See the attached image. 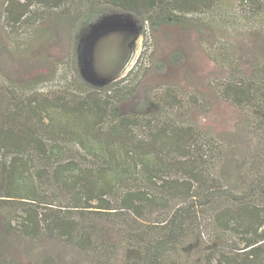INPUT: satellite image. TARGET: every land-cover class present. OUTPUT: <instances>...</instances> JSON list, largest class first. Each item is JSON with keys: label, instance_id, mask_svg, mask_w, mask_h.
Listing matches in <instances>:
<instances>
[{"label": "trees", "instance_id": "1", "mask_svg": "<svg viewBox=\"0 0 264 264\" xmlns=\"http://www.w3.org/2000/svg\"><path fill=\"white\" fill-rule=\"evenodd\" d=\"M210 1L81 0L66 9L69 0H6L4 12L7 16L13 9L11 22L20 23L34 8L47 12L63 6L61 18L74 29L76 61L79 38L107 6L129 12L148 26L184 17ZM146 52L145 38L133 67L105 87L85 83L77 89L67 87L70 104H38L30 98L5 105L6 112L0 116V209L22 212L14 224L8 222L9 228L30 240L50 234L82 250H93L95 226L82 222L87 213L102 217L127 211L136 223L126 232V241L139 249L138 264H187L189 253L198 248L203 250L197 264H264V209L246 201L235 203L238 197L224 190L212 172L219 157L213 143L191 124L114 113L117 102L137 91L148 66ZM178 56L172 54L169 63L180 62ZM252 90V83L232 82L223 87L222 94L236 104L248 105ZM151 99L166 110H172V103L180 104L173 89L158 91ZM72 152L87 161L95 158L96 163L82 164L67 157ZM52 187L65 193L76 216L66 209L44 207L56 198L48 189ZM223 197L230 198V203L223 202L217 209L215 222L242 236L243 247H236L234 255L208 245L204 249L201 239L199 209L218 208ZM173 198L179 202L171 206ZM161 210L163 217L149 218Z\"/></svg>", "mask_w": 264, "mask_h": 264}, {"label": "rangeland", "instance_id": "2", "mask_svg": "<svg viewBox=\"0 0 264 264\" xmlns=\"http://www.w3.org/2000/svg\"><path fill=\"white\" fill-rule=\"evenodd\" d=\"M80 2L69 0L66 9H73ZM5 5L6 0H0V116L9 102L31 98L38 104H70L67 87L73 85L77 89L85 83L102 88L115 81L102 82L94 74L87 63L89 46L107 29L138 31L142 36L140 52L146 38L144 63L148 66L144 67L137 91L129 99L117 102L114 113L136 114L143 119L157 117L160 123L191 124L219 152L212 172L227 193L238 197L233 201H246L264 209V0H211L184 17L148 26L129 12L107 6L89 24L83 43L76 50V61L74 29L61 18L63 6L47 12L34 8L26 19L15 23L11 22L15 11L9 9L5 16ZM120 35L123 52L127 32L99 39L94 51L106 37ZM174 53H179L180 62L172 65L169 58ZM232 82L253 84L251 104L239 105L223 96V87ZM166 89L175 90L180 97L179 106L172 103V110L151 99ZM138 132L145 133L143 129ZM67 157L82 164L96 163L95 158L87 161L76 152ZM48 189L54 191L56 198H50L53 201L44 207L66 209L76 216L64 192ZM228 199L223 197L218 208L199 209L200 231L204 249L208 245L234 255L236 247H243L242 236L215 222L217 209L223 207V202L229 204ZM178 202L173 198L171 206ZM164 212L158 211L149 218H161ZM18 215H22L18 209H0V264L2 260L12 264H138L140 260L137 246L126 241V232L136 223L127 211L102 217L87 213L82 222L94 224L97 246L86 251L55 235L44 234L35 240L23 237L8 226L9 221L14 224L18 220ZM198 249L189 253L187 264L199 263L203 249ZM48 257L52 260L46 261Z\"/></svg>", "mask_w": 264, "mask_h": 264}, {"label": "bare ground", "instance_id": "3", "mask_svg": "<svg viewBox=\"0 0 264 264\" xmlns=\"http://www.w3.org/2000/svg\"><path fill=\"white\" fill-rule=\"evenodd\" d=\"M127 39V47L124 46L125 50L123 52L121 47L123 39L121 35L106 37L104 41H100L101 44L94 51L93 59L97 66H99V69H101V72H105V74L107 73L108 75L119 76L130 69L136 56L140 52L142 36L140 33H135L127 37Z\"/></svg>", "mask_w": 264, "mask_h": 264}, {"label": "water", "instance_id": "4", "mask_svg": "<svg viewBox=\"0 0 264 264\" xmlns=\"http://www.w3.org/2000/svg\"><path fill=\"white\" fill-rule=\"evenodd\" d=\"M86 32V31H85ZM85 32L81 35V37L79 38V42L77 44V47H76V50L78 48V50L80 49V45L81 43H83V39H84V34ZM124 32H127V34L130 36V35H134L135 33H139L138 31H134V32H131L130 30H125V29H117V30H113V29H110V30H104V32H102L100 35L96 36L95 40L90 44L89 46V50H88V58H89V62L87 61V63L91 66V68L94 70V74L96 76H98V79L99 80H102V82H106L108 83V81H113V80H117L121 77H123L124 75H119V76H113V75H107L105 74L104 72H101L99 69V66L95 65V62L93 60V54H94V47L95 45L98 43L99 39H102L103 37L107 36V35H110V34H119V33H124ZM83 37V38H82ZM140 53V52H139ZM138 53V55H139ZM138 55L136 56V59L134 61V63L136 62L137 60V57ZM128 57V56H127ZM134 63L131 65L130 69L133 67ZM129 69V70H130ZM128 70V71H129ZM104 71V70H103ZM100 82V81H99ZM105 84V83H103Z\"/></svg>", "mask_w": 264, "mask_h": 264}]
</instances>
